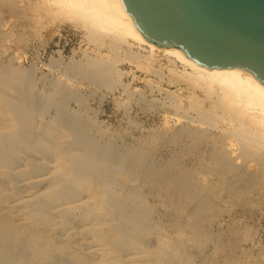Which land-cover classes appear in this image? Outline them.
Wrapping results in <instances>:
<instances>
[{
    "label": "bare ground",
    "instance_id": "obj_1",
    "mask_svg": "<svg viewBox=\"0 0 264 264\" xmlns=\"http://www.w3.org/2000/svg\"><path fill=\"white\" fill-rule=\"evenodd\" d=\"M4 14L34 34L70 21L92 52L24 68ZM263 207L252 74L155 46L116 0H0V264H243V224Z\"/></svg>",
    "mask_w": 264,
    "mask_h": 264
},
{
    "label": "water",
    "instance_id": "obj_2",
    "mask_svg": "<svg viewBox=\"0 0 264 264\" xmlns=\"http://www.w3.org/2000/svg\"><path fill=\"white\" fill-rule=\"evenodd\" d=\"M131 28L208 69L241 68L264 84V0H116Z\"/></svg>",
    "mask_w": 264,
    "mask_h": 264
},
{
    "label": "rangeland",
    "instance_id": "obj_3",
    "mask_svg": "<svg viewBox=\"0 0 264 264\" xmlns=\"http://www.w3.org/2000/svg\"><path fill=\"white\" fill-rule=\"evenodd\" d=\"M24 5H34L37 0H21ZM30 14L31 12L28 11ZM46 17H41L42 23H44ZM25 19H20L12 15L4 14L2 16V25L4 29L9 32L10 44L7 50L16 58L17 64H20L24 68H30L31 64H35L38 72L45 73L48 70V64L51 58H56L57 53L60 51L65 57L74 54L76 57H82L88 48L86 42L83 40L82 30L73 25L70 21H63L59 25L55 26L52 34L48 32L49 29L41 25L38 33L32 32V25L24 23ZM49 28V27H48ZM91 50V49H90ZM89 51V49L87 50ZM90 54L92 51L87 52ZM83 52V53H82ZM54 56V57H53ZM127 68V65H124ZM138 80L133 82V87H146L144 83V76L142 72L138 71ZM166 86V85H165ZM173 89V87H171ZM148 98H151L149 91L145 93ZM111 103L106 102L105 108L107 111L106 119H111L112 113ZM138 117V122H142L143 127L149 128L156 123L157 119L150 118L147 115L141 114ZM120 121L118 118L111 119L112 125L121 124L123 128L134 130L132 124L127 119L123 118ZM229 218H225L227 220ZM243 232L248 235V241L243 243L242 249L244 250L243 256L240 260L243 264H264V207L258 211V214L254 215V218H247L243 224ZM156 242V239L154 240ZM156 244V243H155ZM189 249L192 248L188 245ZM194 252L196 250L193 249Z\"/></svg>",
    "mask_w": 264,
    "mask_h": 264
}]
</instances>
